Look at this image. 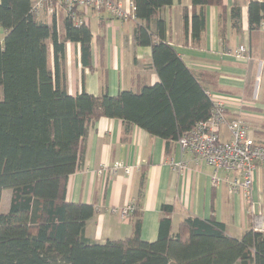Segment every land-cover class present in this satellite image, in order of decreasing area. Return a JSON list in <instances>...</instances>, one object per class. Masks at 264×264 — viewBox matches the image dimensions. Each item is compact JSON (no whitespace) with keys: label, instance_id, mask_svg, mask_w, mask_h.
Here are the masks:
<instances>
[{"label":"trees","instance_id":"trees-1","mask_svg":"<svg viewBox=\"0 0 264 264\" xmlns=\"http://www.w3.org/2000/svg\"><path fill=\"white\" fill-rule=\"evenodd\" d=\"M172 2H132L140 21L136 44L151 46L159 82L114 95H94L84 87L71 95L67 41L79 43L84 64L90 63L92 31L73 19L84 12L64 7L60 28L56 21L39 20L32 0H0V25L6 30L0 42V204L3 191L12 190L10 209L0 212V264H264V231L253 226L238 238L214 216H189L174 233V206L164 204L158 237L148 241L141 236L142 213L134 203L133 234L99 243L85 233L94 205L66 199L68 179L84 159L89 127L99 118H120L178 142L210 117V91L166 38L160 13ZM210 4L223 8V0H201L200 6ZM184 16L189 28L187 10ZM232 17L239 28L240 8L232 9ZM248 21L250 30L262 27L264 0H250ZM204 28V13L193 11L194 41Z\"/></svg>","mask_w":264,"mask_h":264},{"label":"crops","instance_id":"crops-1","mask_svg":"<svg viewBox=\"0 0 264 264\" xmlns=\"http://www.w3.org/2000/svg\"><path fill=\"white\" fill-rule=\"evenodd\" d=\"M129 7L133 0H116ZM250 0H223V8L200 6L201 0H173L160 17L167 24L166 38L186 65L226 104V122L221 136L231 139L229 123L242 119L249 135L264 144V39L262 27L250 30ZM197 5L194 7V5ZM240 8V27L234 25L232 9ZM189 14V28L185 22ZM193 11L205 15V28L199 40L192 39ZM64 6L55 14L42 11L38 19L63 27ZM92 31L89 65L82 60L79 43L67 41L68 90L76 95L83 87L94 95L138 91L160 78L153 66L151 46L138 45L134 31L139 20H122L108 11L90 10ZM155 28V23L152 24ZM6 30L0 25V42ZM240 45L248 47L246 58L236 55ZM52 52L50 47V53ZM52 56V55H51ZM124 163L123 166H117ZM239 172L216 169L184 152L177 141L152 135L120 118L101 117L91 124L84 141V159L68 179L66 199L94 205L95 213L86 223V236L96 242L118 240L134 232V220L121 218L119 208L136 203L142 213L141 236L148 241L158 237L162 206H174L173 232L189 216L225 223L232 236L241 238L253 226V217L264 213V166L255 174L252 197L230 191L229 182ZM142 181L144 187L142 196ZM12 190L2 194L0 212L10 209Z\"/></svg>","mask_w":264,"mask_h":264},{"label":"built area","instance_id":"built-area-1","mask_svg":"<svg viewBox=\"0 0 264 264\" xmlns=\"http://www.w3.org/2000/svg\"><path fill=\"white\" fill-rule=\"evenodd\" d=\"M57 6H64L68 10L81 9L84 16H87L90 10L108 11L114 17L125 21L134 19L135 16L132 2L129 7H125L116 0H32V10L37 15L42 11L55 14ZM73 19L78 24H88L87 18L74 15ZM247 51V46L240 45L236 55L246 58ZM209 94L214 102L210 117L183 134L178 143L184 152H189L195 157L197 163L205 162L216 169L239 172L240 176L229 182L230 191L242 192L250 201L256 171L264 166V144L249 135V129L242 119H235L229 123L231 139H223L221 128L226 122V104L215 93ZM117 166L125 167V164ZM135 208L133 203H129L113 211H118L121 218L126 219L131 217ZM253 223L255 230L264 231V213L255 214Z\"/></svg>","mask_w":264,"mask_h":264},{"label":"rangeland","instance_id":"rangeland-1","mask_svg":"<svg viewBox=\"0 0 264 264\" xmlns=\"http://www.w3.org/2000/svg\"><path fill=\"white\" fill-rule=\"evenodd\" d=\"M52 52L50 53V57H49V64H51L52 63Z\"/></svg>","mask_w":264,"mask_h":264}]
</instances>
